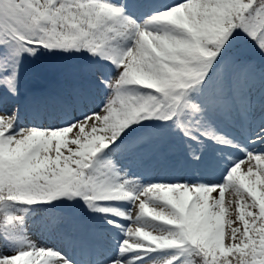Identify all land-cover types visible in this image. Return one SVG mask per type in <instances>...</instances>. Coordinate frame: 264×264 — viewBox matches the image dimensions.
Returning <instances> with one entry per match:
<instances>
[{
    "label": "snow or ice",
    "instance_id": "snow-or-ice-1",
    "mask_svg": "<svg viewBox=\"0 0 264 264\" xmlns=\"http://www.w3.org/2000/svg\"><path fill=\"white\" fill-rule=\"evenodd\" d=\"M0 264H264V0H0Z\"/></svg>",
    "mask_w": 264,
    "mask_h": 264
},
{
    "label": "rangeland",
    "instance_id": "rangeland-1",
    "mask_svg": "<svg viewBox=\"0 0 264 264\" xmlns=\"http://www.w3.org/2000/svg\"><path fill=\"white\" fill-rule=\"evenodd\" d=\"M244 168V166L242 165V169ZM35 238V237H34Z\"/></svg>",
    "mask_w": 264,
    "mask_h": 264
}]
</instances>
